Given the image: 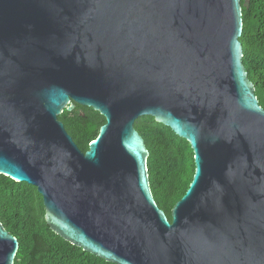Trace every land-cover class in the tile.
I'll return each mask as SVG.
<instances>
[{
  "label": "water",
  "instance_id": "obj_1",
  "mask_svg": "<svg viewBox=\"0 0 264 264\" xmlns=\"http://www.w3.org/2000/svg\"><path fill=\"white\" fill-rule=\"evenodd\" d=\"M241 0H0V173L35 185L52 230L118 264H264V107ZM106 118L82 150L59 114ZM84 114V112H81ZM186 138L171 219L135 127ZM18 238L0 221V264Z\"/></svg>",
  "mask_w": 264,
  "mask_h": 264
},
{
  "label": "trees",
  "instance_id": "obj_2",
  "mask_svg": "<svg viewBox=\"0 0 264 264\" xmlns=\"http://www.w3.org/2000/svg\"><path fill=\"white\" fill-rule=\"evenodd\" d=\"M243 62L264 107V0H241ZM84 112L82 114L81 112ZM84 151L106 118L92 106L77 103L59 114ZM135 127L149 149V180L158 205L171 219V209L186 192L195 170L190 142L153 115H141ZM0 221L19 240L14 264H118L83 249L56 233L45 219L37 187L0 173Z\"/></svg>",
  "mask_w": 264,
  "mask_h": 264
}]
</instances>
